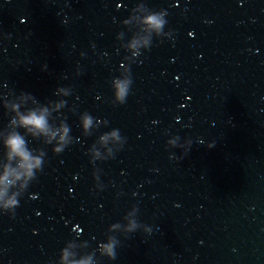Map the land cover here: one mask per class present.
<instances>
[{"label":"water","instance_id":"water-1","mask_svg":"<svg viewBox=\"0 0 264 264\" xmlns=\"http://www.w3.org/2000/svg\"><path fill=\"white\" fill-rule=\"evenodd\" d=\"M45 108L57 136L26 137L43 166L9 177L0 264H264V0H0V177Z\"/></svg>","mask_w":264,"mask_h":264},{"label":"clouds","instance_id":"clouds-1","mask_svg":"<svg viewBox=\"0 0 264 264\" xmlns=\"http://www.w3.org/2000/svg\"><path fill=\"white\" fill-rule=\"evenodd\" d=\"M163 24L164 20H162L158 15L154 14L151 20L150 27L157 30V32L159 33V29L162 28ZM5 38L7 39V37ZM145 43H147V41ZM83 55L84 53H81V56ZM131 84V79L117 80L115 82L113 87V96L117 104H123L125 102L129 94ZM55 91H63L65 96L68 95V92L65 91V87H58ZM47 115L48 112L46 108L43 109L40 113H37L36 111H29L26 115H19V125L17 129H24V134H21L16 130L5 139L4 148L7 150L8 159L12 160L13 158H18L17 167L19 169H22L23 171L18 172L16 168H12L9 166L5 167L4 175L0 177V185H4V189L0 190V198H3L5 192L7 191L8 185L12 183V181L9 180V177L15 176L16 178H19L21 175H23L27 180H31L36 178L37 171L42 170L43 160L41 159V157L33 155L34 149H30L28 147L26 137L31 136L35 138L40 135H44L55 138L57 136L56 131H51V125L49 124ZM81 123L84 128L89 127V125L91 124V115H85ZM69 132V126H65L62 129V134L60 135L59 139L63 142V144L59 146L53 145L51 139L45 141L48 145H53L52 151L54 154L58 155L62 153L63 150L68 146L66 137L68 136ZM118 133L119 130L115 129L110 133V135L113 137H117ZM107 135L108 134H105V138H107ZM190 146L191 141L185 140L184 143L179 146V148L184 149L185 153H187ZM208 146L212 147L211 144H209ZM17 206L18 202L15 199L10 198L3 202V208L5 209V211L8 212L9 210H11L12 214H14V209ZM137 227L138 225L136 224V222H131L128 228V232H135ZM105 247L108 248L109 251H111L113 249V244L109 243L108 245H105ZM81 264H88V262L82 261Z\"/></svg>","mask_w":264,"mask_h":264}]
</instances>
